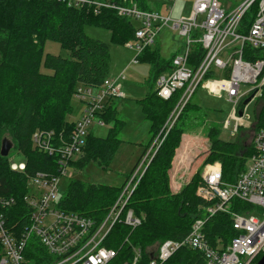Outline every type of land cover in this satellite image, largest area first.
<instances>
[{"label":"trees","instance_id":"trees-1","mask_svg":"<svg viewBox=\"0 0 264 264\" xmlns=\"http://www.w3.org/2000/svg\"><path fill=\"white\" fill-rule=\"evenodd\" d=\"M115 5H135L141 10H152L148 0H102ZM252 17L246 14L242 26L249 25ZM85 26H95L110 31L111 40L124 44L134 39L137 23L119 16L115 10L97 8L94 5L69 7L53 0H1L0 1V145L3 138H9L12 149L19 155L18 161L24 162V171L9 168V156H0V195L16 198L15 207L23 208L22 195L27 191V180L37 173H56V156L38 151L32 147L31 136L37 130H52L64 139L74 125L67 119L71 112L72 96L78 87L95 89L109 76L110 48L101 40L89 37ZM46 41L59 44L69 51L68 57L46 53ZM200 47L195 46L192 57L199 59ZM260 55V51H247ZM163 58L158 48L149 46L138 56V62L148 63L151 71L150 84L157 77L171 69V59ZM190 63H194V59ZM50 70L42 73L40 66ZM148 90L139 99L140 110L149 120L151 137L144 153L158 136L178 101L180 92L169 99H161L156 89ZM112 98L108 99L111 100ZM264 99V97H263ZM107 101V103H108ZM105 107L101 119L111 124L104 137L88 133L82 154L72 163L79 169L84 163L93 161L106 168L121 140L119 124L123 121L116 117L115 108ZM242 106V101L240 102ZM196 105L189 101L168 130L161 144L155 150L149 164L131 193L126 209L142 218L141 224L134 229L122 222H116L104 245L114 249L117 254L108 264H129L133 250L139 249V264L148 262L150 246L160 244L166 239L180 240L189 232L190 225L206 204L195 191L202 184L200 171H196L187 184L177 193L169 187L168 171L181 136L187 129V122L195 112ZM170 118V119H169ZM264 130V101L256 113L252 133ZM235 142H225L218 138V131L211 128L207 133L208 155L204 164L219 162L222 180L235 181L246 165L251 154V140L242 144L243 131L239 127ZM161 134L159 135V137ZM252 136V135H251ZM135 167V166H134ZM133 167V168H134ZM120 187L94 184L80 179H71L66 190L59 197L57 206L65 212L84 215L93 220H101L109 207L118 197ZM231 209L247 207L248 204L237 199L230 202ZM18 209L5 210L8 226L17 224L23 227ZM205 233L210 244L215 247L217 239L225 246L234 236L228 214L217 213L205 224ZM164 264H204L201 253L182 247Z\"/></svg>","mask_w":264,"mask_h":264},{"label":"built area","instance_id":"built-area-1","mask_svg":"<svg viewBox=\"0 0 264 264\" xmlns=\"http://www.w3.org/2000/svg\"><path fill=\"white\" fill-rule=\"evenodd\" d=\"M53 1L69 7L94 5L109 8L119 16L134 20L137 28L128 45L135 51L132 64L138 63V56L152 46L163 27L177 31L184 44L173 55L171 69L155 81V89L161 99L167 100L175 92H180L174 108V112L179 109L175 117L201 86L213 95L225 96L232 103L230 116L236 120L237 130L242 116L236 113V109L241 108L240 102L250 95L253 99L259 92H264V0H240L229 10L221 0H195L185 19H171L157 10H141L135 5H115L102 0ZM167 1L171 4V11L176 0ZM246 14L252 20L248 26H242ZM195 46L201 49L198 60L192 57ZM248 50L260 51L261 54L248 53L249 59H245ZM193 59L194 63H190ZM123 79L124 73L107 77L94 93L90 88H77L76 96L84 103V108L65 139L56 136L52 130H37L32 134L34 149L56 156L57 172L37 173L28 178L27 191L21 198L23 208L15 207V197L0 195V264H108L117 254L104 245L114 224L122 222L131 229L141 224L142 218L125 207L143 175V171L139 174L143 159L125 179L118 197L101 220L65 212L57 206L61 177L67 175L68 167L77 159L75 157L82 154L89 126H103L101 114L108 99L124 98ZM171 116L172 119L174 116ZM172 124L173 121L168 120L162 127L154 139L162 136L158 145ZM251 147L244 170L232 183L222 180L219 162L204 165L202 184L197 187L196 195L206 204L192 221L186 236L180 240L162 241L149 252L151 255L145 264H164L182 247L201 253L204 264H254L259 259L264 253L263 129L252 133ZM24 166L22 161L9 160L12 171H24ZM232 199L248 206L233 210L230 205ZM11 208L18 209V217L24 223L19 230L18 223L7 225L4 211ZM217 213L229 215L234 236L225 246L219 244L221 238L217 239L213 247L206 237L205 224ZM140 258L141 252L135 248L130 264H139Z\"/></svg>","mask_w":264,"mask_h":264},{"label":"rangeland","instance_id":"rangeland-1","mask_svg":"<svg viewBox=\"0 0 264 264\" xmlns=\"http://www.w3.org/2000/svg\"><path fill=\"white\" fill-rule=\"evenodd\" d=\"M194 1L195 0H176L170 18H188ZM221 2L225 9L229 10L237 6L240 0H221ZM148 4L153 9H159L158 11H160L162 15L168 14L171 5L167 0H148ZM84 31L89 37L101 40L109 45V75L111 77H116L120 73H124V79L121 82L125 98H113L116 117L123 121L122 124H119L120 131L117 135L121 142L106 168L99 167L93 161L84 163L80 170L75 169L72 165L68 167L67 175L61 177L59 182V196L64 193L71 179H80L89 183L114 187L122 186L125 179L132 173L133 167L136 165V169L142 159L143 161L139 168V174H141L142 171L144 173L155 150L159 146V139L162 137L152 142L146 150L147 153L145 152V155L144 148L148 144L151 134L149 133V120L145 118L141 112L138 100L145 97L148 90L156 88L155 84H152V86L150 84V65L144 62H138L137 64L131 63V60L135 56V51L128 46L131 41L124 44L115 43L111 40L109 30L95 26H85ZM183 44L184 40L179 36L178 32L165 26L155 37L152 47H156L160 50L161 57L169 58L171 55L180 51ZM46 53L60 55L62 57L69 56V51L67 49L61 48L58 43L52 41H46L44 43L43 54ZM40 71L42 73H50V70L42 65L40 66ZM243 90L244 87H242V91ZM92 91L94 92V89H92ZM263 97L264 92H259L246 105H242L243 107L236 109V113L242 109V116L237 125L240 129L246 130L240 135V138L245 141L242 144L248 145L250 143L255 116L262 106L264 101ZM189 103L196 105L197 108L188 119L187 129L182 134L183 136H181L182 140L177 146L171 162V167L174 165L178 174H181L179 175V181L183 186L188 183L191 176L196 171H200V175L203 172V167L206 164H204V160L209 152L207 133L211 128L218 131V138L221 141L235 142L239 135V132L235 129L236 120L230 116L233 105L225 96L213 95L199 86L191 96ZM71 105V112L67 115L68 120H74L78 115L77 112L82 108V104L76 96V91L72 96ZM178 111L179 109L174 112L173 109L171 112L172 116H170L173 117ZM176 117L174 116L169 122H174ZM110 125V123H104L103 126L100 127L91 124L89 130L91 129L98 136L104 137ZM6 139L8 140L9 138ZM9 156H12L15 161L20 159L19 155L16 154L12 148L9 149ZM75 158H78V156ZM155 244L156 245L150 246L146 250L150 252L159 245L157 243ZM128 261L130 264L131 258Z\"/></svg>","mask_w":264,"mask_h":264},{"label":"crops","instance_id":"crops-1","mask_svg":"<svg viewBox=\"0 0 264 264\" xmlns=\"http://www.w3.org/2000/svg\"><path fill=\"white\" fill-rule=\"evenodd\" d=\"M172 6H174V4L172 5ZM151 8V7H150ZM152 10H159V9H153V8H151ZM172 10H173V8L171 9V11H169L168 12V14L167 15H169V17H170V14H171V12H172ZM160 12V11H159ZM167 15H164V16H167ZM132 20V19H131ZM134 21V20H133ZM135 22V21H134ZM132 41V40H131ZM129 41H127V42H125V43H128ZM161 55V54H160ZM108 77H111L110 75L108 76ZM123 86V85H122ZM93 92V91H92ZM94 92H96V89L94 90ZM93 92V93H94ZM124 98H125V95H124ZM124 98H122V99H124ZM79 102L82 104V108H81V110H79V112H77L78 113V115H77V117L74 119V120H70V121H76L79 117H80V115H81V113H82V110H83V103L79 100ZM109 104H111V108H115V106H113V99H111V100H109L108 101V103L106 104L107 106H110ZM140 107V106H139ZM92 125H95V124H92ZM101 127V126H100ZM54 132V131H53ZM88 133H93L94 135H96V136H98L97 134H95L91 129L89 130L88 129ZM183 136V135H182ZM181 140H182V138H181ZM145 149V148H144ZM144 154V153H143ZM168 175H169V187H170V190H171V192L172 193H177L180 189H181V187L183 186V185H181L180 184V179H179V175H181V174H178V172H177V170H176V167L174 166V165H172V167H171V169L168 171Z\"/></svg>","mask_w":264,"mask_h":264},{"label":"water","instance_id":"water-1","mask_svg":"<svg viewBox=\"0 0 264 264\" xmlns=\"http://www.w3.org/2000/svg\"><path fill=\"white\" fill-rule=\"evenodd\" d=\"M252 99V95L248 96L242 101V105H246L248 102H250ZM242 114V111H238V115L240 116ZM12 148V142L6 138H3L1 140L0 145V156H7L9 149ZM254 264H264V253L259 257V259Z\"/></svg>","mask_w":264,"mask_h":264}]
</instances>
